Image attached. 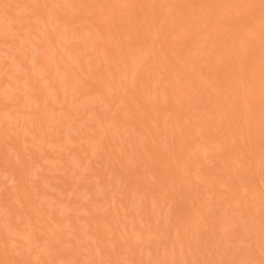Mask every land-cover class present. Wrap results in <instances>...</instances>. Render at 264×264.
Returning <instances> with one entry per match:
<instances>
[{"label": "bare ground", "instance_id": "1", "mask_svg": "<svg viewBox=\"0 0 264 264\" xmlns=\"http://www.w3.org/2000/svg\"><path fill=\"white\" fill-rule=\"evenodd\" d=\"M0 264H264V0H0Z\"/></svg>", "mask_w": 264, "mask_h": 264}]
</instances>
